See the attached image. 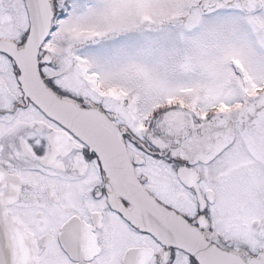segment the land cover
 Returning <instances> with one entry per match:
<instances>
[{"label":"snow or ice","instance_id":"1","mask_svg":"<svg viewBox=\"0 0 264 264\" xmlns=\"http://www.w3.org/2000/svg\"><path fill=\"white\" fill-rule=\"evenodd\" d=\"M0 264H264V0H0Z\"/></svg>","mask_w":264,"mask_h":264}]
</instances>
